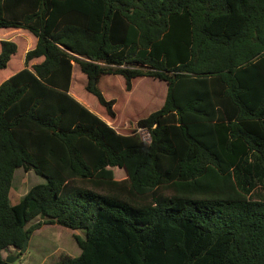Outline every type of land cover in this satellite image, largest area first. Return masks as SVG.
I'll list each match as a JSON object with an SVG mask.
<instances>
[{
    "label": "trees",
    "instance_id": "16d2710c",
    "mask_svg": "<svg viewBox=\"0 0 264 264\" xmlns=\"http://www.w3.org/2000/svg\"><path fill=\"white\" fill-rule=\"evenodd\" d=\"M0 29V69L25 44L0 79V264L54 224L84 232L59 264H264V0H0ZM106 75L164 82L131 120L149 143ZM17 168L45 182L11 204Z\"/></svg>",
    "mask_w": 264,
    "mask_h": 264
},
{
    "label": "rangeland",
    "instance_id": "374dc122",
    "mask_svg": "<svg viewBox=\"0 0 264 264\" xmlns=\"http://www.w3.org/2000/svg\"><path fill=\"white\" fill-rule=\"evenodd\" d=\"M4 31L0 29V34ZM19 35L18 32L14 34L16 37H20ZM16 43L18 50L8 66L5 69H0V79L7 77L23 61L25 44L21 39H17ZM85 79V75L76 66L73 69L71 93L76 100L98 117L101 114L107 116L104 108L98 104L95 97L84 90ZM164 85V82L144 78L137 81L135 92L130 94L125 91L124 79L121 76L106 75L100 79V89L103 96L106 99H114L116 102L114 111L118 124H124L123 128L126 132H135L139 138L136 121L131 122V120L144 117L148 110H151L153 102L157 100V97L159 98ZM116 176L122 178L123 175L119 172ZM44 182V178L36 175L33 171L26 172L22 168H17L14 171L9 192L10 203L18 202L32 186ZM39 221L40 219L36 218L27 223L26 227L29 228ZM74 235L84 238V232L80 230H70L56 224L43 225L30 235L24 253L19 255L21 251L10 247L7 251L2 252V257L4 259L9 256L17 257L13 264H59L62 254H67L73 258L80 255V249L73 238Z\"/></svg>",
    "mask_w": 264,
    "mask_h": 264
},
{
    "label": "built area",
    "instance_id": "2783aa9c",
    "mask_svg": "<svg viewBox=\"0 0 264 264\" xmlns=\"http://www.w3.org/2000/svg\"><path fill=\"white\" fill-rule=\"evenodd\" d=\"M137 130H138L137 133L140 136V140L145 142V143H149L150 142L149 132L145 129H142V128H138Z\"/></svg>",
    "mask_w": 264,
    "mask_h": 264
},
{
    "label": "water",
    "instance_id": "95a60500",
    "mask_svg": "<svg viewBox=\"0 0 264 264\" xmlns=\"http://www.w3.org/2000/svg\"><path fill=\"white\" fill-rule=\"evenodd\" d=\"M27 243H28V239L26 238L23 242V247H22V250H21V253H24L26 248H27ZM17 257H12V256H9V257H6L5 258V262L7 264H13V262L15 261Z\"/></svg>",
    "mask_w": 264,
    "mask_h": 264
}]
</instances>
